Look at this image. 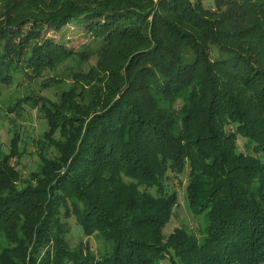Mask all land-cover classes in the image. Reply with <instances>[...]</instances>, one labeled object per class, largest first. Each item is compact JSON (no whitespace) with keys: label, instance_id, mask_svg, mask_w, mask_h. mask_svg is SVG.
I'll return each instance as SVG.
<instances>
[{"label":"trees","instance_id":"trees-1","mask_svg":"<svg viewBox=\"0 0 264 264\" xmlns=\"http://www.w3.org/2000/svg\"><path fill=\"white\" fill-rule=\"evenodd\" d=\"M201 1L0 0V85L95 58L41 101L37 172L0 142V264H264V0ZM181 175L206 224L165 238Z\"/></svg>","mask_w":264,"mask_h":264},{"label":"rangeland","instance_id":"rangeland-1","mask_svg":"<svg viewBox=\"0 0 264 264\" xmlns=\"http://www.w3.org/2000/svg\"><path fill=\"white\" fill-rule=\"evenodd\" d=\"M214 1L202 0L201 2L205 8L215 12ZM41 39L52 40L54 42L63 41L66 47H71L75 50L85 41L83 36L78 33V28L73 24H69L59 32L51 29L46 30ZM41 39L39 38L38 41ZM94 65L95 58L81 65L74 61L63 62L55 70L44 71L40 77L34 78V80L30 79L27 81L28 79H26L22 81L15 74V79L11 84H8V80H6L5 83L0 85V142L4 151L7 152L13 135H19L21 140L20 149L24 150L26 154L17 159L18 165L16 169L21 173L23 179L26 180V177L34 170L37 172L38 168L36 169V167L40 163L35 156L36 148L34 142L46 129L39 119L41 115L37 110L43 103L41 101L45 98L51 100L58 98L63 91H66L74 84L72 74L78 72L77 69L79 67V70L86 72L88 67ZM20 101H25L21 103V109L19 108ZM56 132L57 130L55 134ZM246 144L245 141L238 140L237 151L252 155L250 149L245 147ZM171 178L170 181L166 182V185L170 192L176 193L177 204L172 210L170 222H168L163 230L164 237L167 238L175 226L182 227L188 234L198 236L206 223L202 216L195 217L188 209L185 197L187 177L186 175H181L177 178L171 176ZM69 226L70 234L68 235V241L72 248L76 247L79 242H82V245L88 243L94 251H97L102 245L95 239L84 238L82 230L75 224L74 219L71 218L69 220ZM5 246L4 238L0 237V250ZM8 247H13V245L8 242Z\"/></svg>","mask_w":264,"mask_h":264}]
</instances>
